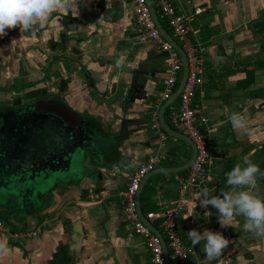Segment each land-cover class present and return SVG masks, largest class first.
I'll return each instance as SVG.
<instances>
[{
    "label": "crops",
    "instance_id": "0c3cea01",
    "mask_svg": "<svg viewBox=\"0 0 264 264\" xmlns=\"http://www.w3.org/2000/svg\"><path fill=\"white\" fill-rule=\"evenodd\" d=\"M162 1L186 19L190 38L203 56L195 103L207 116L206 131L215 144L210 182L184 195L186 210L178 233L191 249L186 264H264V238L244 231L243 217L222 228L217 210L195 201L197 207L185 219L202 189L211 195L231 190L226 174L236 164L245 166V156L264 172V0ZM76 7L78 13H53L34 35L16 28L0 38V104L62 97L79 113L101 119L122 142L115 152L119 160L100 171L95 197L88 194V179L78 188L59 191L42 217L5 223L0 242L10 254L0 264H151L144 240L126 220L122 193L130 177L157 152L149 112L162 90L166 55L139 38L131 0H76ZM163 22L181 46L165 17ZM233 112L247 117L254 136L233 129ZM190 152L183 142H165V159L140 196L141 204L145 196L149 213L181 198L178 173L160 169L183 165ZM254 191L264 198V178L258 177ZM192 229L219 232L228 239L223 256L207 261L205 241L191 245L187 233Z\"/></svg>",
    "mask_w": 264,
    "mask_h": 264
},
{
    "label": "water",
    "instance_id": "95a60500",
    "mask_svg": "<svg viewBox=\"0 0 264 264\" xmlns=\"http://www.w3.org/2000/svg\"><path fill=\"white\" fill-rule=\"evenodd\" d=\"M160 35L178 53L182 75L173 93L160 108L159 122L171 138L190 147L191 155L181 166L160 169L161 173L188 171L196 157L194 142L166 122L165 113L173 106L185 88L189 75L187 56L159 21L151 2L146 0ZM122 142L103 125L98 117L79 113L59 96L43 95L36 100L15 105L0 104V210L10 220L24 222L42 217L50 209L54 196L64 189L78 188L92 180L95 190L101 170L111 168L119 159L115 152ZM111 161V162H109ZM147 174L136 195L137 213L161 242L166 264H171L169 251L160 231L144 217L140 196L148 179Z\"/></svg>",
    "mask_w": 264,
    "mask_h": 264
},
{
    "label": "built area",
    "instance_id": "2783aa9c",
    "mask_svg": "<svg viewBox=\"0 0 264 264\" xmlns=\"http://www.w3.org/2000/svg\"><path fill=\"white\" fill-rule=\"evenodd\" d=\"M154 1L160 18L164 19L165 17L167 19V25L173 37L181 43L189 64V75L185 88L178 98L177 107L171 106L169 108V120L174 131L185 135L194 142L197 153L187 175H179L175 178L181 198L173 206L161 205L156 212L147 213L144 217L152 225L158 222L159 225L154 226L160 231L166 242L170 260L175 261L176 264H186L191 249L182 244L178 233L179 220L186 210L184 195L189 190L200 189L210 182L215 144L206 131L208 125L207 116L203 108L195 103L197 90L202 85L203 56L200 55V52V54L198 53L190 38L186 19L175 15L173 10L162 0ZM131 2L139 38L142 42L150 41L154 43L156 49L166 55V68L165 77L162 81V90L154 107L149 112V127L158 140L157 152L148 156L147 161L130 177L129 184L122 193L124 198L123 210L134 234L139 235L144 240L150 254L151 264H166L160 239L139 218L136 195L144 177L153 172L165 159L161 153L165 147V142L168 139L173 142L178 141L169 137L162 130L159 122V111L161 106L173 95L179 84L182 75V63L173 46L157 30L146 0H131ZM197 12H200V10ZM88 194L91 198L96 196V192L93 190H90ZM4 227L5 223L0 221V231Z\"/></svg>",
    "mask_w": 264,
    "mask_h": 264
},
{
    "label": "clouds",
    "instance_id": "9594fccd",
    "mask_svg": "<svg viewBox=\"0 0 264 264\" xmlns=\"http://www.w3.org/2000/svg\"><path fill=\"white\" fill-rule=\"evenodd\" d=\"M75 9L76 0H0V38L9 31L19 28L33 35L38 28H43L53 13L63 11L65 13ZM121 62L117 61L119 65ZM229 121L235 131L241 135L254 136L249 128V120L242 113L233 112ZM243 164H236L226 174V182L230 191H221L220 195H211L207 188L196 193V200L191 202L187 219L197 207L195 201H199L201 208L211 206L218 212V223L222 228L238 224L237 217L244 218L243 230L254 236L264 238V198L256 191L257 179L264 178L259 166L253 163L247 156L243 158ZM207 216L211 215L205 212ZM188 238L195 247L201 241H205L203 252L207 261L211 262L223 256L230 241L219 232L205 230L202 233L195 229L190 230ZM10 254V249L5 242H0V260Z\"/></svg>",
    "mask_w": 264,
    "mask_h": 264
},
{
    "label": "trees",
    "instance_id": "16d2710c",
    "mask_svg": "<svg viewBox=\"0 0 264 264\" xmlns=\"http://www.w3.org/2000/svg\"><path fill=\"white\" fill-rule=\"evenodd\" d=\"M151 1H152L153 5H154V7H155V10H156L157 14H158V18H159L160 23H161L162 26L167 30V32L170 33L169 30L167 29V26H166L165 22H163V19L160 18V16H159V15H160V14H159V11H158V9H157V7H156L154 1H153V0H151ZM169 29H170V28H169ZM177 104H178V101H177L173 106H175V105H177ZM165 119H166V122L171 126V123H170V120H169V108L167 109V111H166V113H165ZM172 128H173V127H172ZM179 142H180V141H179ZM189 157H190V156H189ZM189 157L187 156L186 158L189 159ZM187 173H188V171H184V172L178 173V175L185 176V175H187ZM145 204H146V203H145V196H143L141 207H142V211L144 212V214H147V213H149L150 209L145 208ZM0 221H2V222H4V223H9L10 219H9V217H8V213H5L4 211H1V210H0ZM170 261H171V260H170ZM171 264H176V262L172 260V261H171Z\"/></svg>",
    "mask_w": 264,
    "mask_h": 264
},
{
    "label": "rangeland",
    "instance_id": "374dc122",
    "mask_svg": "<svg viewBox=\"0 0 264 264\" xmlns=\"http://www.w3.org/2000/svg\"><path fill=\"white\" fill-rule=\"evenodd\" d=\"M191 155V152L190 153H188V157Z\"/></svg>",
    "mask_w": 264,
    "mask_h": 264
}]
</instances>
